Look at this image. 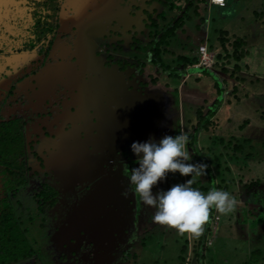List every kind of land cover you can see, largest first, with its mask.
I'll return each instance as SVG.
<instances>
[{
  "label": "flooded vegetation",
  "instance_id": "flooded-vegetation-1",
  "mask_svg": "<svg viewBox=\"0 0 264 264\" xmlns=\"http://www.w3.org/2000/svg\"><path fill=\"white\" fill-rule=\"evenodd\" d=\"M172 3L0 0V220L35 205L56 264H119L130 253L147 213L129 190L131 145L168 116L153 74L174 75L159 49L189 8Z\"/></svg>",
  "mask_w": 264,
  "mask_h": 264
},
{
  "label": "rangeland",
  "instance_id": "rangeland-1",
  "mask_svg": "<svg viewBox=\"0 0 264 264\" xmlns=\"http://www.w3.org/2000/svg\"><path fill=\"white\" fill-rule=\"evenodd\" d=\"M204 2L207 5L203 8L200 6L197 14L187 12L175 31L170 33V36L175 34L173 38L176 37V47L179 46L168 55L169 62L175 64H171L174 75L167 76L161 70L153 74L157 82L152 87L165 95L168 116L164 119L163 114H158L159 121H153L162 124L152 140L158 142L166 135L176 136L180 132L189 136L197 117L196 110L205 107L207 111L218 101L220 108L213 118V125L209 132L200 134L198 146L210 160L211 174L216 184H221L222 189L226 188L238 203L234 211L227 215L214 211V215L220 216V221L212 222L211 230L207 232L204 260L198 259L191 235H180L175 229L154 223L152 216L155 209L145 206L147 213L137 225L135 238L127 244L126 250L130 253L119 264H180V250L186 241L189 243L186 264H264V0H229L224 10L210 8L208 1ZM189 15L191 18H188ZM208 20L209 26H218L220 31L230 33V37L236 35L246 40L245 44L241 43V50L246 51L239 61L241 69L234 70V76L221 74L220 77L197 66L201 42H205L210 51H220L221 32L215 38V33H206L205 25L199 26ZM161 48L160 45V51ZM181 55L189 57L191 62L192 57H196L190 78L186 74L181 76ZM230 60V65L236 63L232 58ZM232 65L227 66L228 75L233 71L234 67L229 70ZM208 69L214 70V67ZM236 77L240 78L239 81ZM218 84L222 90L220 95L215 87ZM157 100L158 108L163 107V100ZM186 147L192 157L186 163L198 164L199 161L194 159L197 152L189 139ZM191 178V175L182 176L178 172L168 173L164 180L153 187V193L167 191L173 185L184 184ZM195 179L200 181L201 186L208 181L210 183L208 175ZM241 210L244 212L242 219ZM253 212L257 214L259 224H253L250 218ZM15 214L18 218L14 221H20L21 230L27 233V243L22 246V251L34 254L32 259L16 264H56L52 259L54 250L49 249L51 245L44 234V216L39 209L33 205L28 216L16 210ZM210 216L211 221L213 214ZM245 218L250 219H247V227L243 228ZM14 229L11 235L19 244L21 234Z\"/></svg>",
  "mask_w": 264,
  "mask_h": 264
},
{
  "label": "clouds",
  "instance_id": "clouds-1",
  "mask_svg": "<svg viewBox=\"0 0 264 264\" xmlns=\"http://www.w3.org/2000/svg\"><path fill=\"white\" fill-rule=\"evenodd\" d=\"M187 143L188 136L184 132L176 136L166 135L158 142L152 139L133 142L131 150L138 157L139 167L130 169L127 178L132 194L145 206L155 209L154 223L175 229L180 235L198 238L203 234L213 208L227 215L234 211L238 201L225 190L212 188L205 194L192 187L196 177L207 174L208 165L186 163L192 159ZM177 172L192 178L167 191L153 193V187L168 173Z\"/></svg>",
  "mask_w": 264,
  "mask_h": 264
},
{
  "label": "trees",
  "instance_id": "trees-1",
  "mask_svg": "<svg viewBox=\"0 0 264 264\" xmlns=\"http://www.w3.org/2000/svg\"><path fill=\"white\" fill-rule=\"evenodd\" d=\"M179 1H181V0H174V3H172V4H174V6H172L173 9L178 10L180 8ZM201 1L204 2V0H189V2H190L189 5H192V7L194 5L195 11L197 12L199 10L198 6L201 3ZM181 22H182V19H181V21L180 20L177 21V24L174 28H176ZM173 32H170V33H173ZM221 34L222 35L220 36V41H221L220 51L218 53L215 52L216 57H215V63H214L215 66L213 65L214 70L208 69V68L207 69L204 68V69L215 72L219 76L221 74L226 76V77L234 76V74H235L234 70L241 69L239 66V61L246 54V51L241 50V43L244 42V44H245L246 40L244 37H235V36L230 37V34L227 31H221ZM201 44H202V42L200 43V45ZM194 58H196V57H193V62H191V60H189V57H185V56L181 57V60H182L181 64L183 65L182 66L183 68L181 70V76H184L185 74H188V73L193 74V70H194L193 65L195 63ZM231 58H232V60H235L236 63L234 64V62H233V65L231 64L232 67H230L229 70L232 69L233 67L234 68H233V71L231 72V74L228 75L227 73H230V72H227V70H228L227 66H231L230 65V61H231L230 59ZM186 60H189V62L191 64H189V62ZM189 77H190V75H189ZM235 79H237L239 81L240 78L238 79L236 77ZM238 81H236V82H238ZM215 87L217 89V92L219 90L218 93L220 95L222 93L220 85L218 84ZM219 105H220V103L218 101H216L213 103L212 107L210 109H208L207 111H205V107H200L199 109H197L196 110V116L197 117L195 119L194 124L192 125V132H190V134L188 136V139L191 141L192 145L194 146L193 148L197 152V155L194 158L195 161H199V163H204V164L208 165V168L206 170V173H207L206 175H208V177L210 178V183L208 181L207 184L204 183V185L201 186L199 184L200 181L198 179H195V182L192 185V187L200 190L202 193H205V194L212 188H216L219 190H225L226 191V188L225 189L221 188L222 187L221 184H216L215 177L213 178V176L211 174L210 160H208L206 158V155L202 152V149L199 148V146H198L200 134H205V133L210 131V126L213 125V118H215V116H216V114L220 108ZM237 149L240 150V148H237ZM252 196H254V195H252ZM214 211H215V209L213 208L210 212V215L213 214V216L211 218V221L209 219L208 223L204 226L203 234L198 238L193 237L194 238L193 243L195 245L194 250H195L196 254L198 255V259H200V260H202V259L204 260L205 239H206L205 237L207 235V232H209L211 230L212 220L214 217ZM14 228H16V232L18 231L17 233H20L18 222L14 221V219L10 218L9 214H6L4 216V219L0 220V264H8V263L10 264L13 262L18 263L20 261L27 259V257L32 256L30 254V251H26V252L22 251V246L26 245V243H27L26 236L21 234L20 235L21 236L20 243L19 244L16 243V240H15L16 238L11 235L12 232H15ZM14 244H16V245H14ZM188 244H189L188 241H186L180 250V252H181L180 255L182 256V258L180 259L181 260L180 264H186V258H187L186 254H187V245ZM10 245L12 248H10ZM25 249H27V248H25Z\"/></svg>",
  "mask_w": 264,
  "mask_h": 264
},
{
  "label": "crops",
  "instance_id": "crops-1",
  "mask_svg": "<svg viewBox=\"0 0 264 264\" xmlns=\"http://www.w3.org/2000/svg\"><path fill=\"white\" fill-rule=\"evenodd\" d=\"M208 1V5L210 6V8H212V7H218V6H215V5H211L210 3H209V0H207ZM183 3V2H182ZM202 6V8L204 7V5H207V4H205V2H203V1H201V3L199 4V6ZM228 5H229V0L227 1V5H226V7H218L219 9H226L227 7H228ZM190 7L188 8V11L187 12H189V14H190V12H193L194 14H197V12L195 11V7H194V5H193V7H192V5H189ZM199 6H198V8H199ZM198 10V9H197ZM263 10V9H262ZM193 14V15H194ZM188 18H191L190 17V15L188 16ZM213 22V19H211V23ZM202 25H205V31L207 30V32L206 33H211V32H213V33H215V38L217 37H219V33L221 32L217 27H214V26H209L210 25V20H208V21H205V23L204 24H199V26H202ZM204 27V26H203ZM224 31V30H223ZM230 34V33H229ZM169 35V34H168ZM175 34H172L171 35V37H173ZM233 36H236V35H233ZM169 38L168 40H166V47H164L163 49L161 48V51H163L161 54H164V52L165 51H170V53H173L174 52V50L177 48V47H179V46H177L176 47V45L178 44V42H177V40H174V39H176V37L175 38ZM178 39V38H177ZM180 40H182V39H180ZM180 40H178L179 42H180ZM183 41V40H182ZM165 42V41H164ZM184 42V41H183ZM203 43H205V42H202V44ZM200 45V44H199ZM174 46V47H173ZM163 47V46H162ZM172 49V50H171ZM159 51H160V49H159ZM176 55V54H175ZM181 58V57H180ZM174 61H175V59H174ZM186 61H188V60H186ZM181 63H182V60H181ZM170 64H172V61L170 62ZM174 64V63H173ZM172 64V65H173ZM175 65V64H174ZM177 65V67L179 66L178 64H176ZM189 75H190V77H192V75L193 74H191V73H188ZM189 77V78H190ZM221 77V76H220ZM240 213H241V216H240V218H242V216L244 215V214H242V210L240 211ZM253 213H255V212H253ZM252 213V214H253ZM246 215V214H245ZM256 217V216H255ZM257 219V218H256ZM255 219V220H256ZM258 223H259V221H258ZM255 236V235H254Z\"/></svg>",
  "mask_w": 264,
  "mask_h": 264
},
{
  "label": "built area",
  "instance_id": "built-area-1",
  "mask_svg": "<svg viewBox=\"0 0 264 264\" xmlns=\"http://www.w3.org/2000/svg\"><path fill=\"white\" fill-rule=\"evenodd\" d=\"M210 3L218 7H225L227 5V0H210ZM198 54H199L198 55L199 61H197L198 67H203L206 69L213 67L215 63L216 53L213 51H210L206 43H203L199 46ZM187 76H189V74H187ZM219 221H220V216L214 215L212 222L218 223Z\"/></svg>",
  "mask_w": 264,
  "mask_h": 264
},
{
  "label": "water",
  "instance_id": "water-1",
  "mask_svg": "<svg viewBox=\"0 0 264 264\" xmlns=\"http://www.w3.org/2000/svg\"><path fill=\"white\" fill-rule=\"evenodd\" d=\"M129 31H130V30H129ZM159 109H160V107H159ZM132 112H133V114H135V113H136V110H135V109H133V110H132Z\"/></svg>",
  "mask_w": 264,
  "mask_h": 264
}]
</instances>
